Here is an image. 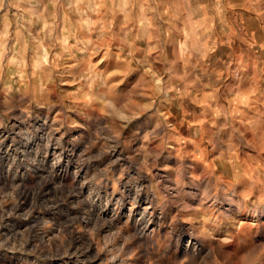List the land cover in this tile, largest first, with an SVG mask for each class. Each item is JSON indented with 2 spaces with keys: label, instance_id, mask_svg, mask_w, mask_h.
I'll return each instance as SVG.
<instances>
[{
  "label": "clouds",
  "instance_id": "9594fccd",
  "mask_svg": "<svg viewBox=\"0 0 264 264\" xmlns=\"http://www.w3.org/2000/svg\"><path fill=\"white\" fill-rule=\"evenodd\" d=\"M0 264H264V0H0Z\"/></svg>",
  "mask_w": 264,
  "mask_h": 264
}]
</instances>
